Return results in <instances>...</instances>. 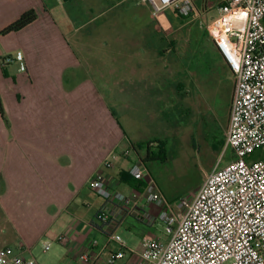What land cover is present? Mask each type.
Returning a JSON list of instances; mask_svg holds the SVG:
<instances>
[{"label": "crops", "instance_id": "obj_1", "mask_svg": "<svg viewBox=\"0 0 264 264\" xmlns=\"http://www.w3.org/2000/svg\"><path fill=\"white\" fill-rule=\"evenodd\" d=\"M31 9L33 23L2 35ZM165 24L139 0H0V246L34 256L40 245H57L54 264H86L70 250L103 242L112 229L150 227L131 215L103 225V202L80 196L103 172L144 210L158 211L123 181L129 160L120 156L110 170L103 163L134 144L151 142L155 152L188 91L180 38ZM213 54L234 79L215 45ZM8 56L14 61L4 66ZM61 234L70 235L68 245L57 242ZM119 249L111 244L103 257Z\"/></svg>", "mask_w": 264, "mask_h": 264}, {"label": "built area", "instance_id": "obj_2", "mask_svg": "<svg viewBox=\"0 0 264 264\" xmlns=\"http://www.w3.org/2000/svg\"><path fill=\"white\" fill-rule=\"evenodd\" d=\"M139 1L150 6L154 17L170 7L182 18L196 11L195 0ZM213 5L204 0L200 15ZM217 6L220 17L207 25V33L234 75L225 148L233 150L235 160L214 168L191 199L171 203L147 163L134 157L133 148L113 152L103 168L113 169L120 156L135 158L130 176L143 184L139 194L158 211L153 215L144 210L138 195L114 188L103 172H96L88 188L105 201L99 222L115 228L123 216L131 215L150 227L161 223L166 239H149L140 251H133L112 229L105 241L93 239L87 247L70 250L80 262L117 264L129 254L128 264H264V159H252L264 150V0H218ZM13 61L10 56L1 60L4 66ZM70 239L61 234L57 242L68 245ZM111 244L120 249L105 259ZM0 264L38 262L22 247H2Z\"/></svg>", "mask_w": 264, "mask_h": 264}, {"label": "rangeland", "instance_id": "obj_3", "mask_svg": "<svg viewBox=\"0 0 264 264\" xmlns=\"http://www.w3.org/2000/svg\"><path fill=\"white\" fill-rule=\"evenodd\" d=\"M208 2L214 5L202 15L204 0H195L196 11L190 17H180L174 7L162 14L167 23L166 32L170 28L180 38V57L188 65L187 75L182 76L188 91L181 97L179 110L175 109L174 114L167 118L170 121V117H173L174 128L170 130L169 122L166 121L159 140L166 159L157 158L147 162L150 173L171 203L182 198L191 199L214 168L235 160L233 150L225 148L234 79L219 66L213 54L214 44L207 33V25L220 17V11L218 0ZM116 101L123 103V100ZM118 111L120 122L124 125V115L120 109ZM154 151L158 154L160 149L155 148ZM263 154L264 150H258L254 159ZM141 156L145 158L146 154L142 152ZM80 197L90 202H93L92 199L101 200L105 204L102 198L89 190H83ZM137 226L135 230L123 227L118 231L133 251H140L149 239H166L161 223L153 227ZM55 246L48 252H44V245L37 247L34 256L39 264L56 262L53 256L57 251ZM129 259L128 254L120 264Z\"/></svg>", "mask_w": 264, "mask_h": 264}, {"label": "trees", "instance_id": "obj_4", "mask_svg": "<svg viewBox=\"0 0 264 264\" xmlns=\"http://www.w3.org/2000/svg\"><path fill=\"white\" fill-rule=\"evenodd\" d=\"M37 19V13L34 9H31L25 13H23L20 18L18 20H16L15 22H13L12 24H10L9 26H7L1 33L2 35H7L13 32H18L22 29H24L25 27H27L28 25H30L31 23H33L35 20ZM0 115L2 116V118H5V112H4V108H3V104L0 98ZM157 143H159V153H155L153 151H151V142H148L146 144H134L133 145V151H134V157H138L140 159H142L145 163H147L148 161L151 160H156L157 158H160L161 160H165V156L164 153L165 151L163 150V145L160 141H157ZM147 146V154L145 158H142L141 156V152L140 149H143ZM256 155L254 154L252 156V159H254ZM257 159H264V154L261 157H258ZM256 158L254 160H257ZM136 159H131L129 160V169L132 165V163L135 161ZM129 171V170H128ZM126 172V174L123 177V181L128 184L129 186L137 189L136 191H142L143 189V184L138 182L137 180L133 179L130 176L129 172Z\"/></svg>", "mask_w": 264, "mask_h": 264}]
</instances>
